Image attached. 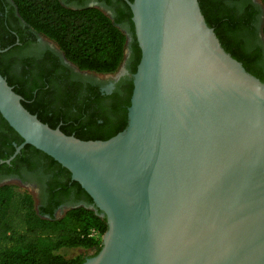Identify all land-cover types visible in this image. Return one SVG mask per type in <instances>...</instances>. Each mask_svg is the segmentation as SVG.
<instances>
[{
	"label": "water",
	"instance_id": "obj_1",
	"mask_svg": "<svg viewBox=\"0 0 264 264\" xmlns=\"http://www.w3.org/2000/svg\"><path fill=\"white\" fill-rule=\"evenodd\" d=\"M126 2L140 60L125 128L67 135L0 73V115L22 138L10 158L41 150L105 216L101 248L82 264H264V82L225 51L197 0ZM223 122L235 124L209 157L204 140Z\"/></svg>",
	"mask_w": 264,
	"mask_h": 264
},
{
	"label": "trees",
	"instance_id": "obj_2",
	"mask_svg": "<svg viewBox=\"0 0 264 264\" xmlns=\"http://www.w3.org/2000/svg\"><path fill=\"white\" fill-rule=\"evenodd\" d=\"M11 1L17 19L28 29L52 40L65 58L80 70L115 72L124 60L127 47L131 49L133 63L136 65L140 60V48L128 7L127 12L113 17L97 6L73 7L62 0ZM197 1L206 23L213 28L225 51L240 61L246 71L264 82V71L259 68L252 52L254 42L250 22L253 19L248 0ZM261 1L264 4V0ZM4 28L12 38L0 40V49L11 46L0 51V56L25 44L19 32L15 30L14 34L10 27ZM261 32L264 38V19ZM18 36L20 43L15 44ZM8 72V66L0 64L1 75L21 96L22 105L39 120L52 128L58 127L67 135L81 140H105L123 130L127 124L131 92L120 107L113 103L106 111L92 113L87 111L86 101L81 106L76 105L70 91L59 94L49 90L44 79L43 83L26 86L24 80L6 76ZM72 106L76 110L70 109ZM116 113L119 114L118 120L111 121ZM0 122L9 127L1 115ZM27 145L36 154L44 155L60 166V193L65 194L73 188L77 192L75 201L83 198L84 203H75L57 217L51 208L36 207L28 191L16 190L9 184L1 185L0 264H82L84 257L66 258L58 250L62 247H82L92 249V255H95L101 248V237L107 229L106 218L96 207H89L93 205L92 197L70 178V172L65 167L41 150ZM92 229L97 235L91 234Z\"/></svg>",
	"mask_w": 264,
	"mask_h": 264
},
{
	"label": "flooded vegetation",
	"instance_id": "obj_3",
	"mask_svg": "<svg viewBox=\"0 0 264 264\" xmlns=\"http://www.w3.org/2000/svg\"><path fill=\"white\" fill-rule=\"evenodd\" d=\"M62 1L73 7L79 5L97 6L113 17L127 12V7L129 8L126 0ZM248 2L253 19L250 22L254 42L252 52L256 56L259 68L264 71V38L261 32L264 4L261 0H248ZM5 26L13 29L14 34L16 31L19 32L20 38L25 42L22 47L0 56V64L8 66L9 72L6 76L22 79L26 86L43 83L44 79L49 85L47 89L54 90L59 94L67 91L72 92V101L75 100L78 106L86 101L87 111L92 113L106 111L113 103L120 107V103L130 92L132 93L133 74L137 64L135 65L131 59L132 52L129 47H127L121 67L115 72L97 73L78 69L76 65L65 58L52 40L28 29L21 20L17 19L11 0H0V40L12 38V35L9 36L8 30L4 28ZM121 26L124 28V24ZM19 36L16 37L15 44L20 43ZM128 40H130L129 33ZM10 46L5 47V50ZM134 66L135 70L133 71ZM70 109L76 110L74 106ZM114 115L111 121L118 120L119 114ZM9 128L10 126H5L0 122V186L9 184L26 188L37 202L36 207L51 208L54 214L67 210L75 203L83 204V198H78L75 201L77 192L73 188H70L65 194L60 193V166L52 163L44 155L36 154L35 150L27 144H24L10 158L15 147L22 143V138ZM6 159L9 161L5 162ZM68 183L71 185L69 180ZM92 206L96 207L94 203L89 205V207ZM100 213L102 212L100 211Z\"/></svg>",
	"mask_w": 264,
	"mask_h": 264
},
{
	"label": "bare ground",
	"instance_id": "obj_4",
	"mask_svg": "<svg viewBox=\"0 0 264 264\" xmlns=\"http://www.w3.org/2000/svg\"><path fill=\"white\" fill-rule=\"evenodd\" d=\"M211 103V101L205 96L203 99V108L204 111L210 116L209 112H207V106ZM218 105V104H216ZM235 124V122L229 123V122H223L213 125L212 131H209L207 138L204 140V148L207 151V156L211 157V153H214L215 145L218 144L219 146L223 147L225 145V134H221V131L223 128H226L229 130L230 127H232ZM216 132V133H213Z\"/></svg>",
	"mask_w": 264,
	"mask_h": 264
},
{
	"label": "rangeland",
	"instance_id": "obj_5",
	"mask_svg": "<svg viewBox=\"0 0 264 264\" xmlns=\"http://www.w3.org/2000/svg\"><path fill=\"white\" fill-rule=\"evenodd\" d=\"M126 52H127V49H126ZM13 187L16 190H19V191L26 190V191L30 192L26 188L18 186V185H13ZM34 203H35V205H37V202H35V200H34ZM63 213H64V211H58V212L55 213V216L59 217ZM58 252L60 254L64 255L66 258H72V257H75V256H79V257L81 256V257L87 258V257L93 256L92 255L93 254V250L92 249H86V248H82V247H62V248H60L58 250Z\"/></svg>",
	"mask_w": 264,
	"mask_h": 264
},
{
	"label": "built area",
	"instance_id": "obj_6",
	"mask_svg": "<svg viewBox=\"0 0 264 264\" xmlns=\"http://www.w3.org/2000/svg\"><path fill=\"white\" fill-rule=\"evenodd\" d=\"M91 234H92V235H97V232H96L95 230L92 229V230H91Z\"/></svg>",
	"mask_w": 264,
	"mask_h": 264
}]
</instances>
